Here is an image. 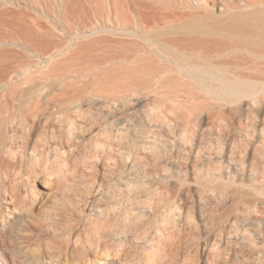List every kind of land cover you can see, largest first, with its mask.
<instances>
[{
  "label": "rangeland",
  "instance_id": "obj_1",
  "mask_svg": "<svg viewBox=\"0 0 264 264\" xmlns=\"http://www.w3.org/2000/svg\"><path fill=\"white\" fill-rule=\"evenodd\" d=\"M261 17L264 0H0V223L22 214L0 264H264V42L226 43L225 77L254 88L200 87L159 50L192 23L255 38Z\"/></svg>",
  "mask_w": 264,
  "mask_h": 264
},
{
  "label": "bare ground",
  "instance_id": "obj_2",
  "mask_svg": "<svg viewBox=\"0 0 264 264\" xmlns=\"http://www.w3.org/2000/svg\"><path fill=\"white\" fill-rule=\"evenodd\" d=\"M56 18V21L51 22L53 30L55 28L58 29L57 27L59 24L60 26H65L67 14L64 12ZM260 19L263 23L262 31L258 33L255 38H245L244 35L241 37L237 36L238 30L236 27L232 28L226 25L210 26L202 25L200 23H192L190 25L181 26L173 31L172 36L167 37L160 42V45L163 48L159 47V50L168 55L172 61L180 67V70L184 74L190 78L197 79L196 83L200 87L211 88L212 86H220L222 88H232L243 86L254 88L255 85L253 83H248L244 80H229L225 77L224 73L229 70L228 68L230 65L234 67L237 64L225 57L226 53L230 52L231 49H228L226 43L236 42L238 38L264 42V17H261ZM79 22L81 25H84L82 18ZM143 38L153 41L151 37L146 36ZM154 42L156 43V41ZM251 62L253 63L247 69L255 71L260 70L257 61ZM21 219L22 214L15 211L9 219L2 221L0 224L2 227L6 223L14 225ZM105 246L108 245H104L103 248ZM78 250L80 249H75V251Z\"/></svg>",
  "mask_w": 264,
  "mask_h": 264
}]
</instances>
